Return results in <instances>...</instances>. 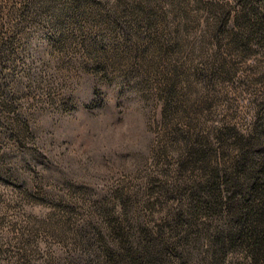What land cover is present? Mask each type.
<instances>
[{"label":"rangeland","instance_id":"rangeland-1","mask_svg":"<svg viewBox=\"0 0 264 264\" xmlns=\"http://www.w3.org/2000/svg\"><path fill=\"white\" fill-rule=\"evenodd\" d=\"M125 1L0 0V264H264V0Z\"/></svg>","mask_w":264,"mask_h":264},{"label":"trees","instance_id":"trees-1","mask_svg":"<svg viewBox=\"0 0 264 264\" xmlns=\"http://www.w3.org/2000/svg\"><path fill=\"white\" fill-rule=\"evenodd\" d=\"M75 1H81V0H73V2H72V4H74L75 3V5H73L74 7H77L76 6V4L77 5H79L77 2H75ZM88 1H92V0H88ZM125 2V3H124ZM115 5L114 6H112L111 8L112 9H114L113 11H117V10H115V9H118L117 7H120V6H122V5H127V3H126V1L125 0H115ZM124 5V6H125ZM123 6V7H124ZM246 6V4L244 3L243 4V7H245ZM132 7H135V6H132ZM131 7V8H132ZM112 9L110 10L109 9V11H112ZM244 9V8H243ZM245 9H247V8H245ZM112 11V12H113ZM113 14H114V16H113V19L111 18V24L114 26V31L115 32H118V33H122V31H125L126 32V34L128 33V31L127 30H118L117 28H118V14L116 13V12H113ZM250 13V11L249 10H247V16H248V18H247V20H246V23L247 24H249L250 26H251V28L253 27L254 28V26L255 25H251L250 24V22H251V20L253 19V15ZM246 16V15H245ZM251 17H252V19H251ZM120 21V20H119ZM226 23V22H225ZM155 22L154 21H150V26L147 28V30L148 31H159V30H156V29H160L161 31L160 32H155V33H157V34H154L153 35V33L152 32H149L150 33V36H148V38L147 39H142L140 36H138V38L139 39H142L143 40V42H147L148 43V45H149V43H151L152 41H153V39H162V40H168V41H165L166 43L167 42H170V44H171V46H176V42H178V41H174V40H178L179 39V35H178V33H179V31H178V29H176V31L175 30H173V32H170L169 34L168 33H166L165 31H166V26H162V28L159 26V27H157V28H154L155 27ZM117 26V27H116ZM154 26V27H153ZM113 30L111 29V31L113 32ZM133 31V33H135V34H137L138 35V32H137V30H136V27L135 26H133V29H131L130 30V32H132ZM168 31V30H167ZM114 33V32H113ZM175 33H177V35H174ZM251 33V32H250ZM129 34V33H128ZM123 40L125 41V42H128L127 40H126V36H123ZM164 38V39H163ZM145 40H147V41H145ZM151 40V41H150ZM178 44V43H177ZM169 45V44H168ZM179 45V44H178ZM250 158L248 157V155H247V153H244L243 152V154H241V158L239 159V161L237 162V164L235 165V168H236V166L239 168V167H241L242 165H244V164H246V162H247V160H249ZM252 162V164H254V166H256V168H260V170H259V172L258 173H261L262 174V177H263V175H264V156H262V157H260L259 158V161L257 162V163H253L254 161H251ZM257 164V165H256ZM261 171V172H260ZM257 175V174H256ZM262 177H260L259 178V176H251L250 178H248V180L250 181V184H255V185H258V187L257 186H253V190H252V192H254L256 195H257V189L259 188V184H257V183H259V181H261V179H262ZM208 191L210 192L209 193V196L210 197H214V199L215 198H218V197H220L222 194H221V191H220V189H217V188H213V187H211V188H209L208 189ZM212 205V204H211ZM254 209H255V207H253V206H249V211H248V213H252L253 211H254ZM217 249H218V247H217ZM130 257V256H129ZM128 257V258H129ZM140 257V255H137V258H139ZM132 262L131 263H129V264H137L136 262H135V259L131 256V259H130Z\"/></svg>","mask_w":264,"mask_h":264}]
</instances>
